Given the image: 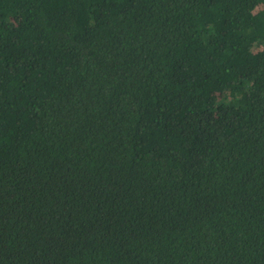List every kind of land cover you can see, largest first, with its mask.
<instances>
[{"label":"trees","instance_id":"obj_1","mask_svg":"<svg viewBox=\"0 0 264 264\" xmlns=\"http://www.w3.org/2000/svg\"><path fill=\"white\" fill-rule=\"evenodd\" d=\"M0 264H264V0H0Z\"/></svg>","mask_w":264,"mask_h":264}]
</instances>
